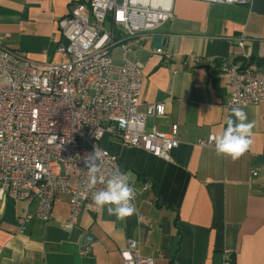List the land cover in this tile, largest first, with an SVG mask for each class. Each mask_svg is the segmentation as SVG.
I'll list each match as a JSON object with an SVG mask.
<instances>
[{"label":"crops","instance_id":"0c3cea01","mask_svg":"<svg viewBox=\"0 0 264 264\" xmlns=\"http://www.w3.org/2000/svg\"><path fill=\"white\" fill-rule=\"evenodd\" d=\"M86 1L0 0V34L8 47L35 61H57L61 21L72 5ZM173 6L174 18L132 39L126 56L146 66L140 109L166 102V114L149 117L147 127L178 124L179 146L164 160L114 136L102 140L142 190L138 209L152 226L140 225L136 213L118 220L105 207L83 210L78 224L67 229L64 196L51 220L34 219L21 232L19 217L33 212L36 202L0 197V264H123L120 249L128 238H137L142 255L155 264H264V104L243 107L255 126L251 147L238 160L197 145L227 127L231 90L219 60L242 59V36L264 70V0H174ZM155 34L167 37L161 47L172 53L170 60L155 52ZM86 247L90 252L82 254Z\"/></svg>","mask_w":264,"mask_h":264},{"label":"built area","instance_id":"2783aa9c","mask_svg":"<svg viewBox=\"0 0 264 264\" xmlns=\"http://www.w3.org/2000/svg\"><path fill=\"white\" fill-rule=\"evenodd\" d=\"M174 0H88L72 5L61 21L57 61H35L8 47L0 34V197L36 202L33 212L19 217L22 232L34 219H52L54 205L67 197V229L74 228L83 210L98 212L94 191L106 187L110 174L119 169L118 156L102 140L114 136L124 144L140 147L154 156L171 160L180 144L179 126L169 130L157 124L147 127L149 117L166 114V102L155 101L140 109L145 63L113 61L114 48L123 54L132 50L130 41L152 34L174 18ZM223 3L246 0H208ZM242 59L219 60V68L231 90L226 103L233 108L264 104V70L238 39ZM155 52L168 61L172 53L159 47ZM201 64L202 57H195ZM210 61H217L211 58ZM264 119V117H263ZM197 141L215 147L210 137ZM87 162V165H86ZM100 172L89 188L88 165ZM252 174H257L252 169ZM136 189L133 201L140 225L152 226L139 212ZM149 184L143 190L149 189ZM90 247L81 250L90 252ZM123 264H155L142 255L137 238H128L120 249ZM225 264H233L226 261Z\"/></svg>","mask_w":264,"mask_h":264},{"label":"clouds","instance_id":"9594fccd","mask_svg":"<svg viewBox=\"0 0 264 264\" xmlns=\"http://www.w3.org/2000/svg\"><path fill=\"white\" fill-rule=\"evenodd\" d=\"M226 124V129L212 135L210 140L214 142L218 156L231 157L235 161L250 149L255 125L254 122L248 121L243 108H233ZM88 170L90 177L88 187L91 189L95 187L100 169L92 163L88 165ZM135 197L136 189L130 183L129 174L117 169L110 174L105 188L93 192L92 202L96 209L103 210L107 207L109 215L115 216L118 220H125L137 211L133 203Z\"/></svg>","mask_w":264,"mask_h":264},{"label":"rangeland","instance_id":"374dc122","mask_svg":"<svg viewBox=\"0 0 264 264\" xmlns=\"http://www.w3.org/2000/svg\"><path fill=\"white\" fill-rule=\"evenodd\" d=\"M63 57V56H62ZM113 61L115 64L119 65L124 62V60L127 58L125 54H123V51L121 48H114L112 52Z\"/></svg>","mask_w":264,"mask_h":264},{"label":"water","instance_id":"95a60500","mask_svg":"<svg viewBox=\"0 0 264 264\" xmlns=\"http://www.w3.org/2000/svg\"><path fill=\"white\" fill-rule=\"evenodd\" d=\"M167 41V37H164L163 35L160 34H155L153 35L152 42L154 44L155 49L165 46Z\"/></svg>","mask_w":264,"mask_h":264}]
</instances>
